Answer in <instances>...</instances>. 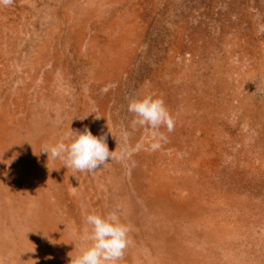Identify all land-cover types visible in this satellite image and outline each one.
Masks as SVG:
<instances>
[{
    "label": "rangeland",
    "instance_id": "rangeland-1",
    "mask_svg": "<svg viewBox=\"0 0 264 264\" xmlns=\"http://www.w3.org/2000/svg\"><path fill=\"white\" fill-rule=\"evenodd\" d=\"M148 95L172 132L133 126ZM70 127L117 159L88 174L40 153ZM0 200V264H70L86 215L113 212L118 264H264V0L0 4Z\"/></svg>",
    "mask_w": 264,
    "mask_h": 264
},
{
    "label": "clouds",
    "instance_id": "clouds-1",
    "mask_svg": "<svg viewBox=\"0 0 264 264\" xmlns=\"http://www.w3.org/2000/svg\"><path fill=\"white\" fill-rule=\"evenodd\" d=\"M11 3L12 0H0V4L5 6ZM127 110L134 115V127L138 125L158 129L166 126L169 133L174 130V118L160 98L148 95L142 99H131ZM164 140L166 137L161 135L151 145V149H159L160 141ZM114 151H109L106 136L93 135L88 128L80 132L70 127L58 142L43 146L40 153H46L48 160L49 157L60 160L66 169L93 174L109 161L117 159ZM85 221L90 231L83 234L81 239L89 243L78 256L74 259L71 257L70 264H118L130 243L129 227L120 222L115 212L106 216L88 214Z\"/></svg>",
    "mask_w": 264,
    "mask_h": 264
},
{
    "label": "bare ground",
    "instance_id": "bare-ground-1",
    "mask_svg": "<svg viewBox=\"0 0 264 264\" xmlns=\"http://www.w3.org/2000/svg\"><path fill=\"white\" fill-rule=\"evenodd\" d=\"M15 162V169H18V167L20 166V168L22 169L24 167V164H22L21 162L19 161H14ZM22 175V174H20ZM10 211V206L8 205V203H5V202H1L0 200V223H3V224H7V219H6V213ZM8 227V225H7ZM8 229H10V226L8 227ZM8 229L4 232L0 231V254H6L7 252H11L9 249L6 248V243H4V237L7 235H5L8 231ZM38 238V237H37ZM36 238V239H37ZM3 245V246H2ZM57 259H61V256H58ZM13 264H27L25 263L26 261V257L23 253H14L13 252V256L11 258ZM9 258L7 260V264L9 263Z\"/></svg>",
    "mask_w": 264,
    "mask_h": 264
}]
</instances>
